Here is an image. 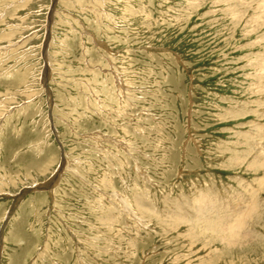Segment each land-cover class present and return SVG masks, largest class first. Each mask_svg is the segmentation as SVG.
I'll use <instances>...</instances> for the list:
<instances>
[{
    "label": "rangeland",
    "instance_id": "1",
    "mask_svg": "<svg viewBox=\"0 0 264 264\" xmlns=\"http://www.w3.org/2000/svg\"><path fill=\"white\" fill-rule=\"evenodd\" d=\"M0 264H264V0H0Z\"/></svg>",
    "mask_w": 264,
    "mask_h": 264
}]
</instances>
